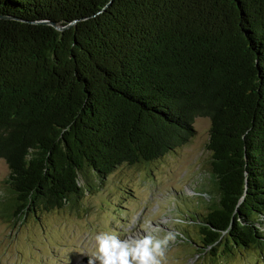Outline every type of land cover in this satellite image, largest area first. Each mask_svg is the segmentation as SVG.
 <instances>
[{
	"label": "trees",
	"instance_id": "obj_1",
	"mask_svg": "<svg viewBox=\"0 0 264 264\" xmlns=\"http://www.w3.org/2000/svg\"><path fill=\"white\" fill-rule=\"evenodd\" d=\"M199 116L219 197L198 252L264 250V0H0L8 220L176 150Z\"/></svg>",
	"mask_w": 264,
	"mask_h": 264
},
{
	"label": "rangeland",
	"instance_id": "obj_2",
	"mask_svg": "<svg viewBox=\"0 0 264 264\" xmlns=\"http://www.w3.org/2000/svg\"><path fill=\"white\" fill-rule=\"evenodd\" d=\"M210 126L196 117L195 133L176 150L104 177L89 171L90 190L76 203L11 220L10 170L0 158V264H264V250L198 252L202 216L219 197Z\"/></svg>",
	"mask_w": 264,
	"mask_h": 264
}]
</instances>
